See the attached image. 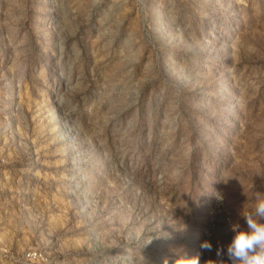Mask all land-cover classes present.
I'll return each mask as SVG.
<instances>
[{"label":"rangeland","instance_id":"374dc122","mask_svg":"<svg viewBox=\"0 0 264 264\" xmlns=\"http://www.w3.org/2000/svg\"><path fill=\"white\" fill-rule=\"evenodd\" d=\"M258 197L264 0H0V264H211Z\"/></svg>","mask_w":264,"mask_h":264},{"label":"clouds","instance_id":"9594fccd","mask_svg":"<svg viewBox=\"0 0 264 264\" xmlns=\"http://www.w3.org/2000/svg\"><path fill=\"white\" fill-rule=\"evenodd\" d=\"M222 199V198H221ZM245 225L239 220L229 222V231L233 234L225 248L215 249L216 260L211 264H226L223 257L227 255L230 264H264V197H258L254 211L242 214ZM206 252H213V245L209 240L201 243ZM174 264H200L197 256H189L182 250L174 251Z\"/></svg>","mask_w":264,"mask_h":264}]
</instances>
